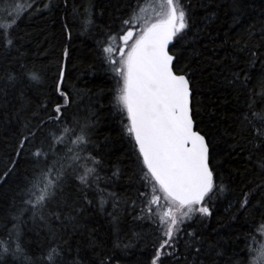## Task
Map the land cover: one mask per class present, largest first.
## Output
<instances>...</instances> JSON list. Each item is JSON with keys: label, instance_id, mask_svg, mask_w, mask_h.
Here are the masks:
<instances>
[{"label": "trees", "instance_id": "16d2710c", "mask_svg": "<svg viewBox=\"0 0 264 264\" xmlns=\"http://www.w3.org/2000/svg\"><path fill=\"white\" fill-rule=\"evenodd\" d=\"M143 1L38 0L39 11L29 13L32 0H0V27L7 32L17 21L11 28L14 43L5 46L0 38V237L6 238L18 225L36 264L52 244L63 250L61 264H71L77 257L81 264H102L106 258H112V264H150L158 246V225L149 218L141 195L150 191L145 187L146 169L125 131L126 114L116 103L118 79L103 49L108 35L122 34L123 21ZM183 3L195 21L188 37L196 33V38L183 46L179 63L194 73L201 101L195 119L216 142L215 162L226 190L213 196L210 215L197 214L185 221L176 254L164 264H264L259 254L264 248V169L259 166L264 148L253 147L259 140L242 120L246 112L251 115L250 98L255 102L252 111L264 110V0ZM234 3L242 13L236 23ZM61 68L67 104L56 91ZM235 72L241 73L240 80L229 83ZM30 73H37L40 80L32 81ZM244 73L250 77L247 84L241 83ZM56 104L62 105L60 123L47 119ZM82 125H87V152L72 143ZM65 128L70 131L65 133ZM30 132L35 138L17 156L20 141ZM42 144L45 154L36 157L33 153ZM89 153L99 164H87L96 168V175L85 187L77 176ZM45 159L50 165L57 159L64 163L63 192L57 190L55 199L34 216L24 201ZM245 192L250 193V203L238 211ZM187 232L201 238L198 255L188 247ZM0 260L12 264L11 257Z\"/></svg>", "mask_w": 264, "mask_h": 264}, {"label": "snow or ice", "instance_id": "6c2138e0", "mask_svg": "<svg viewBox=\"0 0 264 264\" xmlns=\"http://www.w3.org/2000/svg\"><path fill=\"white\" fill-rule=\"evenodd\" d=\"M37 3L38 0H32L27 12L39 11ZM233 8L238 13L233 17V23H236L242 13L238 3H234ZM157 9L151 17L133 12L129 19L123 21L120 30L122 34H109L104 48V52L108 54L107 62L118 79L116 103L126 114L128 123L124 125L125 131L138 146L146 169L145 187L150 188V191L141 195L146 201L145 208L149 218H154V223L158 225L160 239L150 264H164L165 258L174 257L185 221L197 214L210 215L208 204L212 203L213 196L226 190L218 163L215 162L216 142L211 134L199 128L195 119L200 115L201 101L197 98L199 89L194 81V73L188 65L181 66L179 63L183 46L189 39L196 38V33L188 37L187 32L195 21L183 0H159ZM210 15L214 17L215 13ZM22 16L23 13L20 18ZM16 26L17 21H13L7 32L0 27V38L5 40V46L14 43L10 38L11 28ZM251 27L250 25L249 28ZM68 55V50L65 49L64 57ZM251 55L255 58L257 53L253 51ZM29 75L34 82L40 80L37 73ZM240 75V72L232 73V80L228 82L235 83L240 80ZM244 77L241 83L247 84L250 77L246 73ZM64 78L65 71L61 68L56 91L65 98L67 104L68 94L61 90ZM8 79L13 81L15 77L10 75ZM254 104V100L250 98L248 109L251 115L246 112L242 120L252 128L253 136L259 140V143L253 145L259 151L264 148V110L252 111ZM53 118L57 123L62 122V105L56 104L53 115L47 119L51 121ZM44 123L42 120L37 131L41 130ZM257 123L260 127L256 126ZM86 128L87 125H82L79 135L71 130L75 135L72 143L81 146L80 150L84 152H87L86 145L89 143ZM69 131L64 129L65 133ZM35 135V132H30L23 137L17 148V156ZM68 151L71 152L72 149ZM42 154H45L43 144L33 155L39 157ZM75 159L78 161L81 158L77 156ZM84 160L85 164L77 179L81 185L90 187V178L96 175V168L87 167V164L91 162L98 165L99 162L91 153ZM12 163L15 165L16 161ZM259 166L264 169V162ZM64 167L59 159L54 160L51 165L45 159L44 167L37 169L39 176L34 177V182L29 185L26 193L28 200L24 201L26 206H30L29 210L34 216L38 209L55 199L57 190L63 192L62 184L66 176ZM53 172H56L55 177L51 175ZM7 175V172L4 173V176ZM242 197L238 211L247 208L250 203V193L245 192ZM52 215L59 218L56 213ZM39 219L43 222L45 218L41 215ZM185 235L188 247L193 248L198 255L201 249L196 245L201 242V238L194 232H187ZM259 254L264 256V248H261ZM63 255L61 246L52 244L41 256L40 264H61ZM0 257H11L12 264H36V260L29 256L24 247L18 225H13L6 238L0 237ZM0 264H4V260H0ZM71 264L81 262L77 257ZM102 264H112V258H106Z\"/></svg>", "mask_w": 264, "mask_h": 264}, {"label": "rangeland", "instance_id": "374dc122", "mask_svg": "<svg viewBox=\"0 0 264 264\" xmlns=\"http://www.w3.org/2000/svg\"><path fill=\"white\" fill-rule=\"evenodd\" d=\"M158 3H159V0H145L143 2H140L137 5L135 12L137 13V15H142L144 17H151V16H153L154 11L158 10L157 9ZM138 6H139V8H138ZM140 9H142L143 11L141 12ZM107 43H108V40L105 43L104 48L107 46ZM117 43H119V42H117ZM117 57H118V53H117Z\"/></svg>", "mask_w": 264, "mask_h": 264}, {"label": "water", "instance_id": "95a60500", "mask_svg": "<svg viewBox=\"0 0 264 264\" xmlns=\"http://www.w3.org/2000/svg\"><path fill=\"white\" fill-rule=\"evenodd\" d=\"M134 140V139H133ZM137 149H138V146H137ZM139 151V150H138ZM141 159H142V157H141Z\"/></svg>", "mask_w": 264, "mask_h": 264}]
</instances>
